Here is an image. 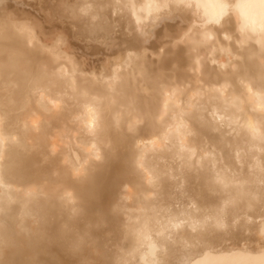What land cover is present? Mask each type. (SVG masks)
I'll use <instances>...</instances> for the list:
<instances>
[{"label": "bare ground", "instance_id": "1", "mask_svg": "<svg viewBox=\"0 0 264 264\" xmlns=\"http://www.w3.org/2000/svg\"><path fill=\"white\" fill-rule=\"evenodd\" d=\"M5 259L264 264V0H0Z\"/></svg>", "mask_w": 264, "mask_h": 264}, {"label": "snow or ice", "instance_id": "2", "mask_svg": "<svg viewBox=\"0 0 264 264\" xmlns=\"http://www.w3.org/2000/svg\"><path fill=\"white\" fill-rule=\"evenodd\" d=\"M10 247H11V245L9 243L5 242V244H4L5 257L7 256V253H8V250H9ZM4 264H10V262L7 259H5L4 260ZM25 264H32V262L31 261H27V262H25Z\"/></svg>", "mask_w": 264, "mask_h": 264}]
</instances>
